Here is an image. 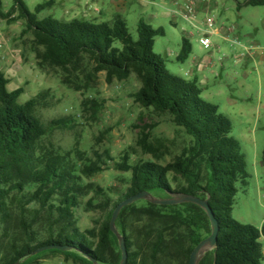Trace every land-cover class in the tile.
Returning a JSON list of instances; mask_svg holds the SVG:
<instances>
[{"label":"trees","instance_id":"16d2710c","mask_svg":"<svg viewBox=\"0 0 264 264\" xmlns=\"http://www.w3.org/2000/svg\"><path fill=\"white\" fill-rule=\"evenodd\" d=\"M52 7L50 0L31 12L23 0H14L4 14L0 0V18L15 16L12 23L23 22L22 36L32 37L30 51L37 69L56 75L70 91L93 93L101 73L109 85L134 77L140 87L132 99L148 115L138 117V141L118 161L108 152H94L89 158L78 146L64 152L45 141L56 130H73L74 119L45 125L38 116L53 106L52 91L18 104L24 88L10 92L9 80L0 73V264H40L49 256H63L73 264H121L111 219L118 205L140 193L164 200L186 194L208 201L219 225L218 243L199 264H262L264 223L259 229L233 218L238 187H248L250 174L242 148L232 137V122L203 98L197 80L173 75L155 53L164 29L140 20L134 40L119 15L107 23L51 16L40 20L39 14ZM243 7H264V0L237 3L238 10ZM192 53V44L183 38L177 62H187ZM82 109L96 119L102 105L88 97ZM164 120L182 138L179 154H173L168 141L153 136ZM167 157L172 160L167 162ZM110 169L131 175L129 182L123 181L125 189H103L89 182ZM81 206L98 216L91 229L78 225ZM35 225L42 228L40 233ZM116 229L125 239L127 264H189L194 249L212 235L202 208L147 201L123 208ZM48 247L69 251L50 249L34 255Z\"/></svg>","mask_w":264,"mask_h":264},{"label":"rangeland","instance_id":"374dc122","mask_svg":"<svg viewBox=\"0 0 264 264\" xmlns=\"http://www.w3.org/2000/svg\"><path fill=\"white\" fill-rule=\"evenodd\" d=\"M89 1L90 6L97 7L103 12L111 0ZM44 2V0H27L26 5L31 12H34L35 8ZM218 2L221 11H226L229 18L231 17L233 23L228 30L234 36L227 48L222 42L211 39L213 46L207 51H212L214 55L207 65L212 64L214 67L206 69V66L204 73H207L206 75L218 73V77L209 78L205 88L202 87L203 98L216 105L220 113L232 122V137L239 142L246 158L250 180L246 189L238 187L233 218L242 224L260 228L264 223V164L262 163L264 151V7H243L238 10L237 3H243L245 0H218ZM3 3L5 8L2 5V12L7 14L14 1L3 0ZM185 5L186 0H148L147 2L140 0L132 3L123 13L104 14L97 22H111L115 16L119 15L126 20L134 40L138 39L137 27L140 20L146 21L154 28L164 29L166 35L156 39L154 51L166 61L167 69L173 75L186 80L184 74L190 69L189 61L195 55V51L183 64L177 62L176 56L180 54L183 38H187L194 49L197 44L200 46V38L204 31L200 24L199 14L193 20L195 22L193 24L186 22L182 16L177 14L183 6L185 8ZM84 11L83 7L77 8L78 13ZM51 15L54 16V11L46 10L39 14V19L43 20ZM14 17L11 16L8 20L0 18V30L8 27L6 34L10 35L8 39H14L12 43L18 42V36L22 35L20 30L13 34L9 32V28L19 23H12ZM213 23V30H219L218 22L214 18ZM30 38L32 39L31 36L21 37L25 43L28 42L29 50L32 42ZM218 48H221L220 52ZM224 59L230 60L227 62V69L220 67ZM23 67L27 72L18 73L9 85V90L15 91L19 88L16 85L17 81L22 82L25 91L18 104H25L43 91L50 90L55 99L51 108L38 112L42 123L49 125L51 121L61 118L74 119V129L54 131L45 141L48 147L54 146L66 152L78 146L79 150L88 154L89 158L93 157L94 152L99 154L108 152L118 161L130 147L136 145L139 129L134 126L140 124L138 117L141 114H148L132 99V95L140 87L134 77L128 82H115L109 85L106 83L105 74L101 73L98 76V87L93 93L78 94L62 86L56 75L44 74L32 63ZM88 97L96 99L102 105V110L96 119H93L92 113L81 110V102ZM161 122L163 123L153 133L154 138L168 141L173 154H179L182 138L177 133L176 127L167 120ZM172 157H167L166 161H171ZM143 158L149 160L151 157ZM130 179V174H121L110 169L89 182L103 189L115 187L125 189L123 181L129 182ZM85 182L88 181L85 180ZM76 217L79 227L85 230L94 227V221L98 216L95 213H86L84 207L81 206L77 210ZM34 229L38 233L42 230L38 225H35ZM261 244L264 254V238ZM40 264L73 263L67 262L63 256H49ZM262 264H264V259Z\"/></svg>","mask_w":264,"mask_h":264},{"label":"crops","instance_id":"0c3cea01","mask_svg":"<svg viewBox=\"0 0 264 264\" xmlns=\"http://www.w3.org/2000/svg\"><path fill=\"white\" fill-rule=\"evenodd\" d=\"M23 1L26 4L27 0H23ZM44 1L48 2L50 0H44ZM51 1L53 3V7L51 10L54 11V16L51 15V17H54L55 19L71 21L73 19L79 18L89 21H100V19L103 17L104 14L110 13L113 15V14L123 13L127 10V8L131 6L132 3L140 0H111L108 4V7H106V9L103 10V12L97 7L90 6L89 0H84V1L51 0ZM147 1L148 0H142V2H147ZM150 2L156 4L152 1ZM1 3L4 7L3 0H1ZM82 7L85 9V11L83 13H78L77 8H82ZM196 7L199 14V20L201 22L200 24L202 25L204 31L203 36L206 35L207 37H210L212 40L214 38L218 42H222V44H225L226 48L227 45L230 46L229 41L232 40V37L234 35L229 32L228 28L231 26L233 22L231 21V17L229 18V16L227 15L228 13L226 11H221V6L218 0H197ZM209 17H213L215 21L218 22V27H220L219 30L217 29L209 32L207 27L205 28V26L207 25V19ZM7 28L8 27L6 26V28L5 27L2 28V31L0 30V73L3 74L7 80H9V85H10V83L15 79V76L18 73L22 74L23 72L24 73L27 72L23 66L32 63V65L36 67L37 62L35 55L32 54L31 51L28 49V45H27L28 42L26 41L25 43V40L21 39L22 35L18 36L19 37L18 42L12 43L14 39L13 40L8 39L10 38V35L6 34V30H8ZM9 30H10L9 32L12 34L19 30L23 32L24 24L19 22L15 24L14 27L9 28ZM203 36H201V38ZM31 41L32 39L30 38V42ZM193 51H195V55H193V57L190 58L189 61L190 69L186 71L184 76L188 81L197 80L201 88L202 87L205 88L206 84L209 82V78L212 77L217 78L218 73H213V74L210 73L209 75H206L207 73H204L205 71H199L197 67L201 62L204 63L203 66L209 64L213 58L214 53H212V51H207L203 49L201 45L199 46V44H197V47H195ZM178 56L179 55L176 56V59ZM229 61L230 60L226 61L224 59L221 62L220 67L227 69L226 67L228 64L227 62ZM221 74L222 72L220 73V75ZM9 85H8V90H9ZM16 85L20 88L22 87V82L17 81Z\"/></svg>","mask_w":264,"mask_h":264},{"label":"water","instance_id":"95a60500","mask_svg":"<svg viewBox=\"0 0 264 264\" xmlns=\"http://www.w3.org/2000/svg\"><path fill=\"white\" fill-rule=\"evenodd\" d=\"M140 201H147V202H149L153 205H157V206H176V205H182V204H194V205L202 208L207 213V215L210 219L211 226H212V235L208 239L201 242L194 249V251L191 254L189 264H199V262L204 257V255H206L208 252H211V251L216 249L217 243H218L219 225H218V222L216 221V219L214 218V215L211 211V208L209 206L208 201H202L201 199H199L197 197H193V196L186 195V194H174L171 196L170 199L164 200V199H157L148 193H140L136 196H133V197L125 200L120 205H118V207L114 211V214H113L112 219H111V224H110L111 231L117 237V239L119 241L121 253H122L121 264H127L128 252L126 249L125 239L120 235V233L116 229V221H117V219L120 215V212L123 208H125L127 206H131V205H133L137 202H140ZM50 249H57V250L62 251V252L69 251V248H66V247H48V248H44V249L37 251L36 253H34V255L38 254V253H42V252H44L46 250H50Z\"/></svg>","mask_w":264,"mask_h":264},{"label":"built area","instance_id":"2783aa9c","mask_svg":"<svg viewBox=\"0 0 264 264\" xmlns=\"http://www.w3.org/2000/svg\"><path fill=\"white\" fill-rule=\"evenodd\" d=\"M197 0H186V5H185V8L183 6L182 10L179 11L177 14H179L180 16H182L186 22L190 23V24H193L195 23L193 20L197 17L198 15V10H197ZM207 25H208V30L212 31L214 29V23H213V17H209L207 19ZM200 45L203 49L205 50H210L213 46L212 44V40L210 37H207L206 35L203 36L201 39H200ZM218 51L220 52L221 51V48H218ZM204 63L201 62L199 65H198V70L199 71H204L205 70V67L206 69L207 68H211L213 69V65H205L203 66Z\"/></svg>","mask_w":264,"mask_h":264}]
</instances>
